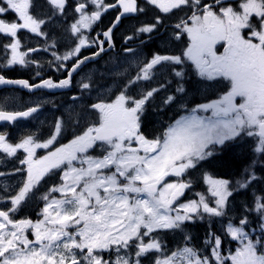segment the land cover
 <instances>
[{"label": "snow or ice", "instance_id": "6c2138e0", "mask_svg": "<svg viewBox=\"0 0 264 264\" xmlns=\"http://www.w3.org/2000/svg\"><path fill=\"white\" fill-rule=\"evenodd\" d=\"M48 2L56 12L63 13L66 0ZM147 3L163 13L188 10L186 18L175 26L179 29L177 38L183 34L188 38L180 55H154L150 62L139 67L135 78H128L114 100L91 105L97 114L95 122L47 155L38 157L36 150L48 149L55 143L62 132L61 121L56 122L54 134L43 143L32 135L11 143L7 133L0 134V152L15 157L18 150H23L26 157L20 163L27 166L25 181L18 193L10 197L11 207L0 210V264H142L141 258L150 253L156 254L153 264H264V197H257L254 208L249 209L259 215V237L247 230L250 225L247 217L239 219V226L230 216L224 222L227 236L238 242L235 250L227 254L222 252V240L215 233H209L206 245L210 246V255H201L188 246L165 254L161 243L152 235L157 230H183L185 222L203 219L205 215L228 216L226 209L234 191L230 181L205 174L204 180L214 200L198 194V200L174 206L190 184L166 182V177L182 176L211 157L217 145L242 134L258 140L255 151L264 153V0H147ZM89 4L93 6L90 15L86 11ZM32 6V0H0V34L13 38L2 46L4 67L29 64L31 60L26 59L29 52L37 51L21 52V41L17 38L21 29L44 35L41 26L46 20L34 16L29 11ZM117 6L123 10L120 16L144 11L138 7L137 0H117L116 4L78 0L75 11L80 13V19L71 26L72 32L77 34L80 28L90 27L92 21L100 19L101 10ZM9 11L17 15L16 21L7 22L3 18ZM160 22L157 17L155 24L138 31L152 32ZM111 31L109 28L104 33L109 40ZM77 39L79 45L72 52L56 58L67 60L78 54L86 39L79 35ZM102 44L100 51L104 50ZM82 63L84 60L76 61L72 71ZM187 63L204 81L226 82V90L218 99L199 106V110H211V117L189 116L177 120L161 137L147 138L141 132L140 118L145 104L163 85L140 92L138 98L129 93L130 87L150 81L157 65ZM172 70L176 77L183 78V71L175 67ZM12 83L25 88H58L68 86L70 78L58 84L46 80L41 85H29L24 80L12 81L0 76V84ZM81 87L90 89L92 85L83 83ZM177 91L183 92V86ZM175 99L169 95L163 102L170 104ZM36 111L35 107L18 112L0 110V121L14 122ZM94 149H99L101 155L88 154ZM55 169L62 171L63 183L51 188L49 194L59 192L63 198L42 197L46 201L42 220L14 219L29 193ZM6 175L0 172V178ZM254 179L249 174L236 181L235 188H246ZM0 189L8 192L9 186L0 182ZM69 228L73 231L69 232ZM29 231L33 239L28 238ZM130 249H134V260L129 255Z\"/></svg>", "mask_w": 264, "mask_h": 264}, {"label": "flooded vegetation", "instance_id": "af4514ba", "mask_svg": "<svg viewBox=\"0 0 264 264\" xmlns=\"http://www.w3.org/2000/svg\"><path fill=\"white\" fill-rule=\"evenodd\" d=\"M77 3L78 0H66L63 13H59L49 4L48 0H32L33 6L29 11L34 16L45 19L46 23L41 26V32L44 35H36L27 29H21L17 33V38L21 41L19 49L21 52L37 49V51L29 52L26 57L31 60L29 64L3 66L5 60L2 46L11 42L13 38L0 34V76L9 80H24L29 85H37L46 80L58 84L70 78L68 86L49 88V91L37 89L35 92H30L20 86L0 89V110L18 112L27 111L32 107L38 109L29 117H20L14 122H0V134L7 133V139L15 136L13 142L18 143L29 135L36 140L45 141L54 134L56 122L61 121L62 141L58 145L68 144L96 121L97 114L92 109V104L102 100H114L123 85L127 83L128 78H135L139 67L150 62L154 55H180L187 45V35L183 34L177 38L179 29L175 27L182 18H186L189 14L187 9L163 13L154 5L148 4L147 0H137L138 7L143 8L144 11L129 13L120 18L118 24L112 29L109 40L104 33L115 23L117 16H120L123 11L122 8L117 6L108 8L106 11L101 10L99 20L92 21L90 27H82L79 33L74 34L71 26L80 19V13L75 11ZM104 3L116 4L117 0H104ZM86 11L90 15L93 6L89 4ZM54 12H56L55 15H53ZM157 17L161 22L152 32L138 31L141 27L155 24ZM3 18L7 22L18 19L17 15L11 11ZM78 35L86 39V44L81 47V51L67 60H58L56 57L63 58L79 45ZM129 37L131 39H128ZM101 42H103V51H100ZM129 48L133 51H126ZM220 51L223 49L220 48ZM96 53L99 55H95ZM10 56L11 50L9 49V59ZM86 57L89 59L85 60ZM79 60H84V63L73 72L74 63ZM173 67L183 71V78L175 76ZM118 73H123V75H118ZM153 73L150 81H140L132 85L129 93L135 96L133 89L137 86H144L147 90L163 85L149 102L165 99L169 95L174 96L176 99L166 105L178 104L175 112L183 106L180 99L185 89L193 88L202 80L190 63L177 66L157 65ZM83 83H90L92 87L83 89L81 87ZM181 85L184 91L178 92L177 88ZM167 87H171L170 93L165 91ZM199 100L200 94L197 90L191 102ZM47 115L50 117L49 123L44 122ZM148 122L150 125L152 120ZM36 123H42V125L38 129L32 128ZM36 133L38 135H35ZM20 153V157L24 159L26 153L22 150ZM40 153L41 151L36 152V155L40 157ZM98 153L101 155V152ZM0 158H6V154L0 152ZM18 167L27 172L26 165L19 163ZM62 175L60 169H55L43 180H55L56 177L60 179ZM184 196L185 191L182 197ZM0 209L5 210L2 207ZM131 251L130 257H135L134 249Z\"/></svg>", "mask_w": 264, "mask_h": 264}, {"label": "rangeland", "instance_id": "374dc122", "mask_svg": "<svg viewBox=\"0 0 264 264\" xmlns=\"http://www.w3.org/2000/svg\"><path fill=\"white\" fill-rule=\"evenodd\" d=\"M122 77V76H121ZM144 86H137L133 89V94L138 98L139 93L144 91ZM171 87H167L165 91L170 93ZM199 90L200 100L192 101L195 93ZM226 90V84L224 82H209L200 80L198 84H196L193 88L189 87L185 89L184 94L181 96L180 103L183 106L179 109L183 111L176 110V104L166 105L163 101L164 99H159L153 102H147L145 104V110L143 115L140 118L141 121V132L149 139H153L156 137H161L167 129L174 125L177 120H181L183 118L189 116H197L200 118H208L212 116L211 110L205 112L199 110L200 105L211 103L212 101L218 99L220 95ZM210 96V97H209ZM196 109V111H193ZM202 116V117H201ZM152 120L149 125L148 120ZM50 117L47 115L44 119L45 123H49ZM42 123H36L32 128H39ZM39 131V130H38ZM35 135H38L37 133ZM15 136H11L8 140L11 143L13 142ZM39 141L40 143L46 142ZM62 141V133H60L56 137V141L53 145L48 149H37L36 152L41 151V156L47 155L49 151L54 150L55 148L61 147L63 145H58ZM258 146V140L248 137L245 134H242L239 137H236L232 140L225 141L223 145H217L215 147L214 154L211 157H208L206 160L200 161L198 165L189 169L182 176H170V179L166 182H187L190 184L189 188H186L184 198L176 205L185 204L192 200H198L199 195L203 194L208 200H214L211 197L210 192L208 191L209 185L205 182L204 176L205 174L212 176L215 179H222L215 177L209 170L211 168L216 167L221 163L224 159L232 156L234 158H242L243 163L246 161L247 166L252 163H255V169L252 171L251 175H254L256 179L251 180L246 188L242 189V194H237V190L234 189L233 195L229 197L228 208L226 209L228 213V217L234 218L237 220L236 226L238 225V221L241 217H247L249 221H253L249 225L247 229L251 234L255 230H260V219L258 213L255 211H249V209L254 208V201L257 197H263V195L256 196L259 193L258 189H261L263 186L262 178L264 177V153H258L255 151ZM23 151V150H22ZM94 154L100 156L98 152L99 149H94ZM21 150H18L17 155L15 157H8L6 154V158H0V172H5L6 175L3 178H0V182L7 184L9 186L8 192H4L0 189V207L7 210L11 207L10 197L14 196L18 193L19 188L22 186V182L25 181L27 172L18 167L20 160ZM252 160V161H251ZM245 167L244 171L246 170ZM16 169H20V171H16ZM215 169V168H214ZM229 181V180H228ZM63 181L61 178L56 177L55 180L42 179L40 183L33 189L31 193H29V197L22 202L20 209L14 215V219H30L33 222L43 219L42 209L45 206L46 201L42 199L44 195H50V199H62V195L59 192H53L49 194V190L53 187H59ZM230 188H232V181H230ZM248 195V196H247ZM249 199L246 202V199ZM243 200V201H241ZM39 204V205H37ZM214 206V205H210ZM41 207V209H37ZM175 213H173L174 215ZM207 219L208 223H211L212 217L207 215L204 216ZM201 221V219H195L193 221L185 222L183 225V230H157V233H153L156 239L161 243L162 249L168 248L167 254L171 251L177 250L180 244L183 242L182 246L192 247L188 244V240L192 237L196 238L197 247L196 249L201 255H210V246L208 245V241L206 243H202L199 240L198 235L199 231L195 227V224ZM225 221H223L220 217L218 220V227L221 229V232L226 234ZM10 227V226H9ZM69 232L73 231V229L69 228ZM29 239H33L31 235V231L26 233ZM227 235V234H226ZM228 237V244L225 247L222 245V252L227 254L229 251H234L238 242L232 241L230 236ZM187 238V239H186ZM78 239V238H77ZM148 237H145V241H148ZM183 240V241H182ZM182 247V248H183ZM155 253H150L147 256L141 258L142 264H153V259ZM111 258V257H109Z\"/></svg>", "mask_w": 264, "mask_h": 264}, {"label": "trees", "instance_id": "16d2710c", "mask_svg": "<svg viewBox=\"0 0 264 264\" xmlns=\"http://www.w3.org/2000/svg\"><path fill=\"white\" fill-rule=\"evenodd\" d=\"M224 160L219 163L214 168H211V173L215 176H224L232 181V188H235L236 181L240 180L243 177L249 176V174H252V171L255 169L254 165L255 163L252 161L251 164L247 166L246 161H244L242 158H234L231 157H226L223 158ZM247 166L246 170L244 171L245 167ZM244 175V176H243ZM264 178V177H263ZM237 194H242V189L237 190ZM248 196V195H247ZM249 198V197H248ZM243 201V200H241ZM218 218L217 217H212L211 223L207 222V219L204 217L199 221V226H198V231H199V240H201L202 243H206L209 240V233H215V235L219 236L222 240V245L223 247L228 244V237L226 234L221 232V229L218 227ZM237 223V221H235ZM261 234L260 230H255L252 235L259 237ZM192 238L188 240V243L192 245Z\"/></svg>", "mask_w": 264, "mask_h": 264}, {"label": "water", "instance_id": "95a60500", "mask_svg": "<svg viewBox=\"0 0 264 264\" xmlns=\"http://www.w3.org/2000/svg\"><path fill=\"white\" fill-rule=\"evenodd\" d=\"M122 16H126V14L122 15ZM120 16V18L122 17ZM118 24V21L116 20V22L113 24V26L111 27V29H113L116 25ZM37 87L32 88V90L36 89Z\"/></svg>", "mask_w": 264, "mask_h": 264}]
</instances>
